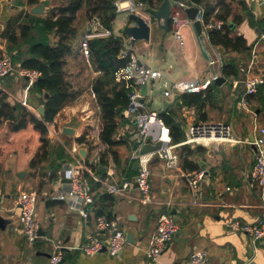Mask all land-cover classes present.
Returning <instances> with one entry per match:
<instances>
[{"label": "crops", "instance_id": "crops-1", "mask_svg": "<svg viewBox=\"0 0 264 264\" xmlns=\"http://www.w3.org/2000/svg\"><path fill=\"white\" fill-rule=\"evenodd\" d=\"M52 1L50 0L47 13L37 15L46 16L54 6L51 4ZM172 1L173 7L175 6L172 12L178 15L177 23L172 25L171 22L169 31L160 28L161 30L155 32L152 29L150 41L140 40L135 44L144 50L145 54H151L154 60L143 62L130 50L143 64L161 71L162 76L159 78H162L164 73L158 65L169 66L168 74L161 82H157L159 78H156L151 80V84L141 87L145 107L147 110L162 112L163 99L171 100L176 93H179L180 97L183 93L173 90L174 83L201 80L214 73H218L219 77L224 76L222 73L224 59L236 58L240 65V74L236 77L224 76L225 81L222 84L215 81L208 86L209 88L203 89L206 96L203 106H181L179 98L166 112L172 111L176 120L181 123L185 135L192 124L200 121H222L233 126L242 142L203 140L190 144L194 152L188 157L182 152L183 145L188 144L185 140L174 144V150L179 154L177 168L168 167L165 161L158 157L153 159L150 179L153 201L143 204L140 201L142 193L135 181L139 162L132 157L133 151L137 148L136 141L132 140L137 127L132 119L120 124L116 138L121 140L122 144L113 148L117 155H114L109 146L101 140L103 124L101 108L91 87L98 72L94 71L81 46L76 58L69 57L68 60L72 59V66L80 65L82 62L87 73H91L87 85H83V79L86 77H83L84 71L74 73L73 78L79 83L81 93L90 89L94 97L91 102L95 106H92L91 102H76V99L66 104L52 122H46L50 143L55 146L63 145L70 154L64 156L72 160L56 162L58 155H38L39 152L43 153L41 149L43 142L41 132L33 123L18 131L11 130L7 121L0 125V128L6 127L10 130L13 134L12 139L29 131L35 141L31 146L27 138L23 143L24 150L16 148L21 154L27 152V155H23L12 170L5 169L2 161L4 155L0 156V264H49L55 240L62 239L70 247L79 245L88 233L97 232L96 218L100 216L97 214V206L100 197L109 193L115 196L114 203L108 206V202H104V205L112 210L113 219L120 223L126 234H134L135 241L127 242L119 257H112L106 251L86 256L81 251L69 247L64 255V264H186L195 250L207 251L209 264H241L252 257L253 264H264V239L253 247L246 233L231 227L234 222H257L263 213L260 191L251 175L255 162V147L249 140H253L257 129L264 126V83L258 86L255 95L249 96L247 107L242 105L241 99L245 91L244 80L248 76H264L262 37L264 28L261 24L264 18V3L255 5L245 0L252 8L255 20H258L257 24L251 25L248 19L235 23L234 15L242 13L240 0H226L232 3L234 10L233 16L229 18L230 28L234 34L243 35L252 50L250 53L235 51L224 53L221 47L212 44L208 35L209 29L206 30L204 25L202 36L196 32L184 11L186 7L194 4ZM207 1L211 5L218 2ZM33 5L29 4V0H0V57L8 54L7 41L2 36L7 22L22 11L31 12ZM126 5L124 3V6ZM201 8L204 10V7ZM118 20L117 16L112 32L122 35L121 30L125 24L124 22L119 24L118 28ZM215 20L219 19L213 15L210 21ZM76 28L80 43L85 35V20L76 24ZM176 29L183 35V44L174 33ZM170 32L174 33L176 39ZM124 40L129 50L127 44H130V40L127 37H124ZM202 46L206 47V54L202 53ZM209 58L215 61L213 65L209 63ZM20 77L21 81L8 84L3 78L0 92L8 94L11 102H22L34 113L35 108L44 106L42 99L46 93L34 91L33 83L29 82L27 77L22 75ZM157 84L165 87L161 98L155 97L153 92ZM166 91L170 94L166 95ZM153 104L160 106L158 110L150 109ZM37 117L43 119L42 115ZM64 127L73 128L74 133H64ZM3 131L0 130V137ZM80 137H84V141H78ZM198 146L202 147L197 148ZM75 148L79 153L74 150ZM16 149L13 150L14 153L17 152ZM96 157L99 158L97 164L94 163ZM187 158L189 162L184 167ZM33 159L36 160L35 163H32ZM69 162L81 163L86 168V177H92L94 180L90 183L87 179L94 197L93 203L84 205L88 210V216L71 208L67 199L62 198L70 187V179L64 174V167ZM195 163L199 168L194 170L192 165ZM201 171L204 176L195 192L189 186L188 178ZM51 173H56V176L51 178ZM125 181H131L132 184L124 187ZM109 185L117 186L121 190L110 192L107 188ZM27 189H35L38 192L37 217L45 233V236H41L34 243H28L23 235L19 220L20 210L17 206L20 192ZM162 214L175 216L179 229L168 242L165 251L156 261H152L147 256V249L157 233L159 217ZM102 235L106 236V233L102 232Z\"/></svg>", "mask_w": 264, "mask_h": 264}, {"label": "trees", "instance_id": "trees-1", "mask_svg": "<svg viewBox=\"0 0 264 264\" xmlns=\"http://www.w3.org/2000/svg\"><path fill=\"white\" fill-rule=\"evenodd\" d=\"M116 1L64 0L51 7L46 16L22 11L21 14L10 18L7 22L2 36L7 41L6 49L8 54H11L13 64L21 68L37 69L41 73L40 78L33 83L32 89L46 93L45 98L42 99L45 113L42 115L43 119H40L22 102H11L8 94L0 92V125L7 121L11 130L18 131L25 128L29 123H33L41 132V141L43 142L41 146L43 153L39 152L38 155H58L56 162L71 159L64 156L70 154L63 145L58 144L55 146L50 143L46 122H52L66 104L74 101L81 94L79 89L74 88L73 83L66 74L68 58H76V54L79 53L82 46V42L79 43L78 40L75 24L78 12L86 7L89 18L94 15L99 16L104 27L112 31L119 13ZM134 1L143 3L146 6L156 7L163 0ZM178 1L187 4H204L203 20L206 24L210 22L213 15L222 21V28H210L208 35L212 44L221 47L224 53L229 51L251 52L252 47L248 45L246 38L243 35L234 34L230 28L229 18L234 14L231 2L218 0L216 5H211L207 0ZM39 2L40 0H29L31 5ZM239 4L242 13L234 15V22L241 23L248 19L251 25L257 24L258 20H255L249 4L245 0H240ZM261 24L264 28V18ZM87 43L90 51L89 61L94 71L98 72V75L92 81L91 87L101 108L103 122L100 133L101 140L109 146L114 155H117L113 148L122 144V141L116 138V132L121 123L127 122L123 114L129 103L130 88L126 87L124 82L116 80V72L125 67L131 57L130 54L123 55V52L127 50L124 37L113 32L109 36L91 37ZM130 52L132 51L129 50ZM222 73L226 77L238 76L240 65L237 59L233 57L224 59ZM205 99L204 90L183 92L181 93L180 104L181 106H203ZM118 108L121 110L117 111ZM159 114L169 127L172 144L186 140L181 123L176 120L172 111L160 112ZM78 141H84V137H80ZM201 147L198 146L197 148ZM182 152H185L188 157L194 150L190 144H186L183 145ZM35 161L33 159L32 163H35ZM188 162L187 158L184 167ZM197 168H199L197 163L192 165V169ZM55 176L56 173H51V178ZM87 179L90 183L94 182L92 177H87ZM100 198L97 214H104L108 219H113L112 210L107 209L104 202H108V206L113 205L115 196L109 193Z\"/></svg>", "mask_w": 264, "mask_h": 264}, {"label": "built area", "instance_id": "built-area-1", "mask_svg": "<svg viewBox=\"0 0 264 264\" xmlns=\"http://www.w3.org/2000/svg\"><path fill=\"white\" fill-rule=\"evenodd\" d=\"M255 5L264 3V0H249ZM124 3L127 5L124 6ZM116 6L119 12H138L143 13L141 9L146 5L136 3L134 0H117ZM185 6L184 4L182 5ZM204 10L200 15L206 30L210 28H222V22L219 20L205 23L203 20ZM177 13L171 14L172 25L177 23ZM177 39L181 44L184 43L183 35L179 29L174 31ZM112 31L105 28L99 16H92L86 23L85 35L82 41V50L84 55L89 58L90 51L88 40L94 36H109ZM264 38V33L262 34ZM130 54V61L120 70L116 72V80L124 82L126 87L130 88L129 103L124 110V117L132 119L137 127L136 132L132 136V140L136 141L137 148L132 153V157L139 162L138 174L135 181L138 183L142 196L140 201L143 204H148L153 201L151 195V163L155 157L165 161L166 165L171 168H177L179 163V154L174 150V144L171 142L169 127L165 120L157 111L147 110L145 107L144 95L141 92L143 85H148L151 80L162 76L161 71L151 68L148 65L139 62L138 57L129 50H125L123 55ZM214 60L209 58V63L214 64ZM15 65L8 54L0 59V87L5 76L13 71ZM19 74L27 77L29 82L34 83L38 80L41 73L37 69L21 68L18 69ZM219 78L218 73L212 74L210 77L197 79L193 81H178L173 84V90L176 92H198L206 89L210 84L214 83ZM245 91L241 99L244 107L248 106L249 96L255 95L258 91V86L264 83V77L248 76L245 80ZM170 92L166 91V95ZM166 131V132H165ZM185 143L196 144L203 140L221 141V142H242L235 135L233 126L222 121H200L192 124L188 128ZM161 140L167 145L155 152L140 153V148L149 142ZM249 143L255 147V162L252 169V179L257 185L262 199L263 213L259 220L254 223L234 222L231 227L240 232H244L250 238L253 247H256L257 242L264 239V126L257 129V134ZM79 153L78 149H74ZM99 158L94 159V163H98ZM85 167L79 162H69L64 167V174L70 179V187L62 198L67 199L71 208L78 210L82 215L88 216V210L84 207L86 203H93V193L89 189L87 177L85 175ZM203 171L197 172L188 178V183L191 189L197 192L199 181L203 178ZM131 181H125L124 187L130 186ZM110 192L120 191L117 186L109 185ZM39 195L35 189L22 190L17 199V206L20 210L19 220L23 235L28 243H34L40 236L41 222L37 217V206ZM96 233H88L83 242L77 246H67L62 239H57L54 242V249L49 259V264H59L64 258L66 250L75 248L81 251L86 256H93L106 251L112 257H119L127 245V234L123 227L116 219H108L100 215L96 218ZM179 229L178 220L171 214H162L159 217L157 233L153 242L147 249V256L156 261L159 256L165 251L170 242ZM106 233V236L102 235ZM254 258L247 259L241 264H253ZM186 264H209V255L205 250H195L191 253Z\"/></svg>", "mask_w": 264, "mask_h": 264}, {"label": "water", "instance_id": "water-1", "mask_svg": "<svg viewBox=\"0 0 264 264\" xmlns=\"http://www.w3.org/2000/svg\"><path fill=\"white\" fill-rule=\"evenodd\" d=\"M50 5V0H41L40 3H37L33 5L30 9L31 13L34 14H44L48 12ZM201 7H204V4L201 5ZM198 5H191L184 9L185 13L189 17V19L192 21L193 26L196 29V32L202 36L203 31V23L200 18V15L203 12V9ZM143 13L138 12H127V18L128 21L123 26L121 33L124 37H127L130 40V44L134 46L137 41L144 40V41H150L151 39V33H152V27L154 25H157L159 28L164 29L165 31H169L171 29V14L173 9V1L172 0H163L158 6L156 7H150L146 6L143 8ZM141 63V60H139ZM40 78V77H39ZM225 81L224 76H220L216 83L222 84ZM180 94L176 93L173 99H163L162 102V112L168 111V109L176 104V102L179 100ZM121 109L118 108L117 111H120ZM38 111L40 112V115H43L45 113L44 106H40L38 108ZM64 133L67 134H73L74 129L71 127H64L63 129ZM137 145V143H135ZM167 145L165 142L158 140L156 142H149L144 144L140 148V153H149V152H155L159 149H161L163 146ZM81 154L82 151H81ZM137 166L139 168V163H137ZM22 176L23 173H20ZM136 186L138 187V183L136 182ZM40 236H45L44 231L42 230V227L40 229ZM134 234L128 233L127 234V242H134ZM59 264H64V258L59 262Z\"/></svg>", "mask_w": 264, "mask_h": 264}, {"label": "rangeland", "instance_id": "rangeland-1", "mask_svg": "<svg viewBox=\"0 0 264 264\" xmlns=\"http://www.w3.org/2000/svg\"><path fill=\"white\" fill-rule=\"evenodd\" d=\"M64 0H53L51 2V4L53 3V5H57L61 2H63ZM173 9H175V6L173 7ZM142 11H144V9H141ZM79 17L76 19V22L75 24H79L81 23L82 21L85 20V24L87 23V21L90 19L88 17V14L86 12V7H83V9L79 12ZM127 12H120L118 13V22H117V26L118 28L119 27V24H122L124 22V24L128 21V18H127ZM152 29L157 32L158 30H161L157 25H154L152 27ZM154 32V33H155ZM174 33L170 32V35L173 36ZM173 38H175L173 36ZM176 39V38H175ZM127 40V39H126ZM128 43V42H127ZM128 46V49L129 50H132L134 51L137 56L143 60V62H146V61H153L154 60V57L151 55V54H145L144 50L140 49L137 45H130V44H127ZM208 47V46H207ZM202 53H205V49L206 47L204 48L202 46ZM206 54V53H205ZM73 65V61L72 59H69L68 60V63L66 65V74H67V77L69 78V80L73 83V86L75 89H79L80 86H79V83L76 82V80L73 78V75L74 73L76 72H82L84 71L83 73V85H87L89 83V80H90V75L91 73H87L84 65L81 64L80 65H75V66H72ZM158 67L163 70V73H164V76L162 78H159L157 79V82H161V80H163V78L168 74V71H169V66H167L166 64L164 65H158ZM19 67L15 66V68L13 69V71L11 72L10 75H7L4 79L5 81L7 82L6 84H8L9 82L11 83H15L17 81H21L22 78L19 76V71H18ZM264 77V76H263ZM151 84V83H150ZM151 87V85H150ZM164 89L165 87L163 85L159 86L158 84L154 86V94H155V97H160L164 95ZM85 90V89H84ZM80 97L77 98V101L76 102H80V103H85V102H91L94 97L92 96V93L90 92V89H86V91H82L81 95H79ZM76 100V99H75ZM91 105L92 106H95L92 102H91ZM160 106L159 105H155L153 104L150 109H155V110H158ZM34 113L37 115V116H40V112L38 111L37 108H35L34 110ZM73 113V112H72ZM64 116V114H62ZM96 115V114H95ZM60 121V119L58 120ZM0 130H4L3 131V134L1 135L0 137V156L1 155H4L3 157V164L5 166V169L7 170H12L14 167L17 166V164L19 163V160L21 159V157L23 155H27V152H24L21 154V152L19 151V149L21 150H24L23 149V143L24 141L28 138V140L30 141V145L33 146V144L35 143L34 141V137L32 136V134L28 131L22 135H19V137H14L12 139V133H10V130L6 127H1ZM54 131V129H53ZM236 135V133H235ZM237 137V135H236ZM11 139V140H10ZM16 148H19V149H16ZM16 149V153L13 152V150ZM18 156V157H17ZM17 158V159H15ZM19 174V172H18ZM153 186V185H152ZM181 232V231H180ZM263 242V241H262ZM261 243V242H260ZM261 248L263 247L261 244L259 245Z\"/></svg>", "mask_w": 264, "mask_h": 264}, {"label": "bare ground", "instance_id": "bare-ground-1", "mask_svg": "<svg viewBox=\"0 0 264 264\" xmlns=\"http://www.w3.org/2000/svg\"><path fill=\"white\" fill-rule=\"evenodd\" d=\"M166 132V131H165Z\"/></svg>", "mask_w": 264, "mask_h": 264}]
</instances>
